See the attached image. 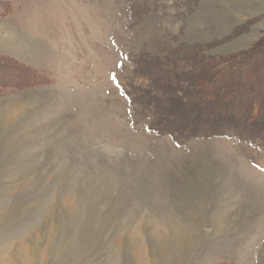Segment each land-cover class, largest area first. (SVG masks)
<instances>
[{
	"label": "rangeland",
	"instance_id": "374dc122",
	"mask_svg": "<svg viewBox=\"0 0 264 264\" xmlns=\"http://www.w3.org/2000/svg\"><path fill=\"white\" fill-rule=\"evenodd\" d=\"M263 34L264 0H0V264H264V132L190 86Z\"/></svg>",
	"mask_w": 264,
	"mask_h": 264
},
{
	"label": "trees",
	"instance_id": "16d2710c",
	"mask_svg": "<svg viewBox=\"0 0 264 264\" xmlns=\"http://www.w3.org/2000/svg\"><path fill=\"white\" fill-rule=\"evenodd\" d=\"M198 73L190 86L198 108L203 107L199 115L235 131L218 135L244 136L243 129L251 126L264 132V34L248 49L207 58ZM207 108L211 112L201 115ZM202 130L193 137L209 136Z\"/></svg>",
	"mask_w": 264,
	"mask_h": 264
}]
</instances>
